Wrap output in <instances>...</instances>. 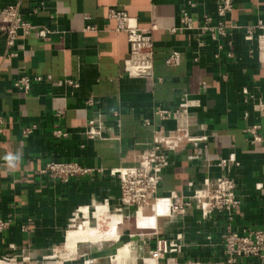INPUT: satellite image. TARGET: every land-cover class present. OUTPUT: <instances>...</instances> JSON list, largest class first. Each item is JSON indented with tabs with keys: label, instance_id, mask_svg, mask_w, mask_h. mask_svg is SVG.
Here are the masks:
<instances>
[{
	"label": "crops",
	"instance_id": "crops-1",
	"mask_svg": "<svg viewBox=\"0 0 264 264\" xmlns=\"http://www.w3.org/2000/svg\"><path fill=\"white\" fill-rule=\"evenodd\" d=\"M14 3L0 0V10ZM217 4L21 1L25 18L50 33L21 32L13 46L0 36V113L6 119L0 126V219L10 222L0 232V262L113 264L118 253L122 264H229L223 246L228 222L222 212L203 219L194 202L181 215L167 214L164 203L118 210L121 182L112 170L138 165L157 131L173 133L176 120L157 110L175 111L185 101L193 115L191 133L205 139L183 142L170 153L156 196L188 199L228 174L241 199L233 228L264 230V50L258 48L260 30L252 40L245 31L264 22V2L234 0L225 19L239 27L213 38L201 26L205 15L216 17ZM112 8L135 18L151 37L148 76L128 72L131 44L128 33L109 17ZM184 11L192 22L186 29L181 28ZM174 53L176 59L167 63ZM36 75L43 80H32L28 93L14 86L20 77ZM93 119L102 121V137L86 134ZM33 124V133L23 136ZM254 126H260L261 138L255 142L248 131ZM51 161H77L92 171L64 183L42 172ZM81 209L98 219L101 240L85 242V249L79 242L75 257L61 263L58 251ZM159 239L176 241L178 247L156 263L151 251ZM234 264L259 260L248 256Z\"/></svg>",
	"mask_w": 264,
	"mask_h": 264
},
{
	"label": "built area",
	"instance_id": "built-area-1",
	"mask_svg": "<svg viewBox=\"0 0 264 264\" xmlns=\"http://www.w3.org/2000/svg\"><path fill=\"white\" fill-rule=\"evenodd\" d=\"M22 0H16V3L10 4L0 10V36L6 38L7 44L13 46L18 39L19 34H30L35 32L38 36H46L50 30L46 27H39L25 18L22 11ZM264 2V0H262ZM195 6V1L189 2ZM234 0H218L216 17L205 15L201 28L211 34L213 38L218 36L226 37L239 26L226 21V16L232 11ZM37 12V9H33ZM109 17L117 23V29L128 33L131 44L130 58L127 62V70L134 76H148L152 68V43L151 37L138 26L135 18L129 16L126 12L110 9ZM192 26L191 18L187 11L183 12L181 28H190ZM87 30L93 29L91 26ZM260 30L257 35L258 48L264 50V22L245 26L246 38L252 40L255 32ZM177 54H172L167 63L175 60ZM135 61L136 71L130 68V62ZM32 80H43L41 75L34 77L22 76L14 82V86L28 93L31 89ZM72 83V81H70ZM190 103L185 101L175 111L158 109L157 113L164 117H173L176 120V129L173 133L160 134L156 132L154 145L147 149L141 155L138 165L130 167H120L112 170L117 174L121 182L120 206L118 210L122 212L125 208L135 207L141 211L147 207L154 208L157 204L164 203L166 213L169 215H181L194 202L201 212L203 219L211 218L214 213L222 212L226 215L227 225L223 234V246L229 264L236 263L243 257H256L260 261L264 258V230L245 229L239 232L233 228V220L236 211L239 209L241 199L237 193V183L235 179L222 174L212 182H207L205 188L197 189L188 199L174 196L173 198H161L156 196L159 184L162 179L163 169L168 165L169 155L176 152L183 142L198 143L203 141L204 137H197L191 133L192 114L189 110ZM117 115V112H114ZM6 119L0 113V126H3ZM99 119L90 120L86 134L89 136L102 137L101 123ZM260 126H254L248 131L253 134L254 142L260 140L258 129ZM36 129V125L26 126L23 129V136H29ZM3 129L0 128V132ZM58 136L66 135L64 132H57ZM92 171L91 168L81 165L77 161H51L48 162L43 173L50 177L60 180L64 183L70 182L74 177H80ZM10 222L0 219V232L4 231ZM180 239V236L177 237ZM178 247L177 242L167 239H159L156 247L151 251V258L159 262L169 252L175 251ZM159 264V263H158ZM163 264V263H160Z\"/></svg>",
	"mask_w": 264,
	"mask_h": 264
},
{
	"label": "bare ground",
	"instance_id": "bare-ground-1",
	"mask_svg": "<svg viewBox=\"0 0 264 264\" xmlns=\"http://www.w3.org/2000/svg\"><path fill=\"white\" fill-rule=\"evenodd\" d=\"M130 68L132 69L133 72L136 71V63H135V61H131L130 62ZM83 209H81L82 212L84 213L85 216L88 217L89 216V211L88 210L87 211L85 210L86 212H88V214H85V212L83 211ZM105 213L104 212L101 213V216L105 215ZM108 216H110V215H108ZM103 218H104V216H103ZM108 218H110V217H107L106 219H108ZM118 218H119L118 220H122V216H118ZM106 219H104V220L107 221V222H109V221L112 222V219L111 218L108 219V220H106ZM115 220L116 219H114V221ZM99 233H100V231H97L96 229H94L92 227H88V229H84V227L82 225H78L76 228H71L69 230V233H68V242H67V244L63 247V249L59 250L58 252L63 255L65 253L69 252V251H76V247H77V244L79 242H84L85 243V242L99 241V240H101V238L99 236L100 235ZM80 236L83 237L84 240H82V241L79 240ZM126 248H128V247H126ZM120 258H121V255L120 254L117 253L116 255H114L113 256V264H121ZM0 264H12V263L6 262V261H2V262H0Z\"/></svg>",
	"mask_w": 264,
	"mask_h": 264
},
{
	"label": "rangeland",
	"instance_id": "rangeland-1",
	"mask_svg": "<svg viewBox=\"0 0 264 264\" xmlns=\"http://www.w3.org/2000/svg\"><path fill=\"white\" fill-rule=\"evenodd\" d=\"M97 220L98 219H96L93 216L92 211L89 213L88 217L85 216L83 212H81L80 215L77 216L75 218V220H73V222H71L72 223L71 227L73 228L74 226L77 227L78 225H82L84 227V229H88V227H92V228L96 229L95 227L97 226ZM104 230H105L106 233H109V235H111L112 232L110 233L108 231V228L104 229ZM79 240L82 241V240H84V238L80 236ZM88 245H89V243H84L81 247H82V249H85V248H87L85 246H88ZM75 255H76V251H69V252H67V253H65L63 255L61 254L60 257L62 258V261H59V262L62 263L65 260H72L75 257ZM50 260H51L52 263L50 261H48L46 264H56V263H58V261H55V259H50ZM120 260H121V258H120Z\"/></svg>",
	"mask_w": 264,
	"mask_h": 264
}]
</instances>
